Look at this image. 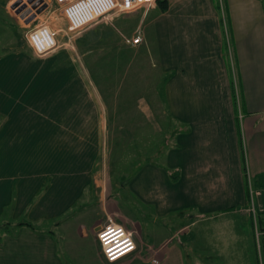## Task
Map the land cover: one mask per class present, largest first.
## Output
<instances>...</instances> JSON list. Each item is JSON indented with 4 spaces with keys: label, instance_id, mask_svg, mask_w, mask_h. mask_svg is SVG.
I'll use <instances>...</instances> for the list:
<instances>
[{
    "label": "crops",
    "instance_id": "obj_1",
    "mask_svg": "<svg viewBox=\"0 0 264 264\" xmlns=\"http://www.w3.org/2000/svg\"><path fill=\"white\" fill-rule=\"evenodd\" d=\"M143 15L138 44L148 31ZM114 22L115 33L126 32L124 21ZM151 22L150 40L167 75L162 101L179 126L165 141L163 168L146 166L132 187L161 216L193 210L199 218L236 220L248 236L237 242L251 245L249 229L227 208L247 205L249 180L261 189L252 179L264 175V162L252 170L243 148L248 134L256 148L264 140V0H167ZM93 25L86 33L91 38L106 26L100 19ZM19 42L0 38V264H112L85 244L96 239V219L71 210L99 187L101 161L109 157L100 141L108 140L111 126L84 69L87 51L59 46L38 56ZM214 249L192 264L245 261L243 248L226 257ZM185 258L173 247L161 264Z\"/></svg>",
    "mask_w": 264,
    "mask_h": 264
},
{
    "label": "rangeland",
    "instance_id": "obj_2",
    "mask_svg": "<svg viewBox=\"0 0 264 264\" xmlns=\"http://www.w3.org/2000/svg\"><path fill=\"white\" fill-rule=\"evenodd\" d=\"M34 1L0 0V38L5 42L8 38L13 42L18 38L21 48H29L30 45L25 37L28 27L46 24L56 31L57 47L73 51L75 47L83 53L87 51V55L83 56L84 69L89 80L95 83L100 91L111 126L108 140L100 141L101 147H105V152L109 151V157L106 153L104 159L102 158L99 187L89 189L88 194L83 195L71 210H83L89 213L99 226L108 223L121 224L133 232L137 249L111 263L161 264L174 247L177 252L179 249L184 250L187 260H183V264H192L194 256L201 259L205 255L212 254L214 248L222 249L221 252L225 257L239 254L240 252L231 251L243 248L245 258L243 264H254V246L258 252L256 229L264 232V214L254 217L251 207L255 208L257 204L251 203L250 199L247 205L227 208L229 212L238 213L240 221L245 224L247 232L249 229L252 237L249 240L251 245L248 242L239 245L237 239L242 237L248 240V236L238 231L236 220H226L214 214L199 218L198 213H194L193 210L179 214L169 212L161 216L155 213L153 206L142 203L138 189L132 187L133 180L143 175L146 166L163 168V162L159 161L167 152L165 141L171 139V133L179 126L172 119L173 114L169 105L162 101L167 75L159 67L155 44L150 40L153 39L150 38L153 35L149 33L152 29V16L160 6L152 10L154 4L143 5L129 12H117L100 17V24L106 26L94 33L98 43L87 46L86 39L94 38L86 34L94 28V25L90 26L92 23L80 31L72 30L60 3L49 0L47 6L44 4L35 8ZM24 9L35 12V15L27 20L29 25L20 19L21 11ZM145 13L147 19L143 22L142 28L143 30L148 28V31L145 32L143 43L135 46L126 39L131 38V35L137 36L139 33L137 27L141 24V17ZM115 19L124 21L125 34L118 30L115 33L116 29L110 24V22L114 24ZM9 27L12 29L11 33ZM250 139L249 134L247 139L243 137L244 158L245 162L248 158L252 170L256 171L264 162V156L259 153V149H263L262 154L264 153V140L261 147L256 148L254 140ZM125 153L129 156H125L127 155ZM139 161L142 163H138ZM255 182H258V185ZM252 183L257 188L263 189L264 175L253 177ZM161 190L164 195H170L167 191L172 189L164 186ZM91 202L93 204L87 206ZM257 209L255 208V211ZM244 214L250 219L241 218ZM195 218L198 220L193 222ZM232 229L234 231H231ZM96 231L97 229L95 234ZM172 232H175L174 236ZM85 244H88L90 253L97 251L103 260H107L97 237ZM188 245L191 247L189 248ZM232 263L240 264L241 261Z\"/></svg>",
    "mask_w": 264,
    "mask_h": 264
},
{
    "label": "built area",
    "instance_id": "obj_3",
    "mask_svg": "<svg viewBox=\"0 0 264 264\" xmlns=\"http://www.w3.org/2000/svg\"><path fill=\"white\" fill-rule=\"evenodd\" d=\"M62 7V12L72 30H82L87 25L97 21L100 17L117 13L129 12L143 5H152L157 0H56ZM16 4V3H15ZM46 6L49 0H35L33 7ZM21 20L29 25V18L35 15L31 9L21 11ZM25 37L38 55H45L57 47L56 31L46 24L28 27ZM130 44L142 41L139 32L137 36L126 39ZM250 202L257 204L251 207L254 217L264 213V189H254L249 180ZM257 198V199H256ZM258 211L259 214L257 213ZM260 229H256L258 245V262L264 264V239ZM96 237L100 243L101 251L109 262L117 261L137 249V241L132 231L121 224L108 223L97 227Z\"/></svg>",
    "mask_w": 264,
    "mask_h": 264
},
{
    "label": "trees",
    "instance_id": "obj_4",
    "mask_svg": "<svg viewBox=\"0 0 264 264\" xmlns=\"http://www.w3.org/2000/svg\"><path fill=\"white\" fill-rule=\"evenodd\" d=\"M157 4L160 6V9L164 10L167 7V0H158ZM261 214L263 215L264 213Z\"/></svg>",
    "mask_w": 264,
    "mask_h": 264
}]
</instances>
